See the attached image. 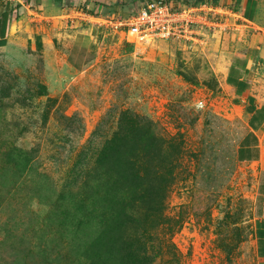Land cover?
<instances>
[{
  "label": "rangeland",
  "instance_id": "374dc122",
  "mask_svg": "<svg viewBox=\"0 0 264 264\" xmlns=\"http://www.w3.org/2000/svg\"><path fill=\"white\" fill-rule=\"evenodd\" d=\"M143 2L116 0L105 14L127 18ZM56 5L0 51V264H89L76 252L96 233L70 218L89 211L103 230L125 220L124 240L147 246L144 264H256L252 172L217 185L207 162L224 141L207 119L225 102L227 56L206 42L129 45L87 21L97 37L76 72L66 56L77 29ZM117 134L113 158L105 146Z\"/></svg>",
  "mask_w": 264,
  "mask_h": 264
},
{
  "label": "crops",
  "instance_id": "0c3cea01",
  "mask_svg": "<svg viewBox=\"0 0 264 264\" xmlns=\"http://www.w3.org/2000/svg\"><path fill=\"white\" fill-rule=\"evenodd\" d=\"M211 1L192 0L187 5L211 8L207 23L217 22L221 28L231 30L224 35L216 30L208 37L198 38L200 45L206 42L207 48L216 46L218 57L227 56L226 66L220 70L223 73L221 101L225 102L220 112L216 108L214 116L207 119L209 128L219 132L216 136L224 141H215L219 145L207 162L216 165L217 185H223L226 176H232L236 169L252 172L256 201L252 246L255 263L264 264V0H219L218 5ZM72 3L77 7L58 5L66 9L55 10L69 12L66 16L72 19L71 29H77L66 58L71 68L80 72L86 67L91 45L97 37L95 27L88 26L92 24L87 21L105 26L107 18L116 17L105 14V9H110L116 0H72ZM54 4L52 0H0V51L14 43L17 33L31 29L30 23L46 19L43 8L50 5L56 8ZM104 28L109 30L107 26ZM202 31L206 33L207 28L202 27ZM116 34L123 40V34ZM204 106L202 103L201 108Z\"/></svg>",
  "mask_w": 264,
  "mask_h": 264
},
{
  "label": "built area",
  "instance_id": "2783aa9c",
  "mask_svg": "<svg viewBox=\"0 0 264 264\" xmlns=\"http://www.w3.org/2000/svg\"><path fill=\"white\" fill-rule=\"evenodd\" d=\"M208 10L209 13L213 11L205 5L175 8L163 0H144L136 13L127 18L115 17L116 20L107 18L105 26L123 34L124 41L130 44H135L137 39L143 42L180 40L198 44V38L223 29L220 23H207ZM202 27L207 28L206 33Z\"/></svg>",
  "mask_w": 264,
  "mask_h": 264
},
{
  "label": "trees",
  "instance_id": "16d2710c",
  "mask_svg": "<svg viewBox=\"0 0 264 264\" xmlns=\"http://www.w3.org/2000/svg\"><path fill=\"white\" fill-rule=\"evenodd\" d=\"M52 1L55 4L63 5V0ZM211 2L213 5H218L219 0H212ZM120 140V134H117L112 142H108L106 145L110 146L111 152L109 147L105 146L106 154L112 156L113 158L117 157L119 155V149L121 148ZM108 205L110 204L105 201V216L106 214H108L107 212L112 211L111 207L109 209L107 208ZM102 217L104 219V216ZM70 218L73 220V222L75 221L76 223H78L75 225L79 230L84 227L85 233L87 235L91 232L96 233V237L90 242H86V244H88L86 245L87 247L81 250L83 251V254H81L80 252H76L83 257L85 256V260L89 261V264H144L146 263V261H149L148 258L144 255L147 249L145 243H139V239H134L129 242L124 240L122 228H124L125 226V224H123L125 220L120 219L122 220V223L119 224L120 228L117 231L115 228H112L109 225H107V227H105V229L103 230L99 227V225L94 224L95 221H92V211H89L88 217L72 216ZM142 237H144L143 234Z\"/></svg>",
  "mask_w": 264,
  "mask_h": 264
}]
</instances>
